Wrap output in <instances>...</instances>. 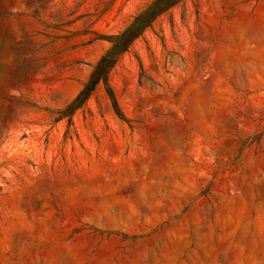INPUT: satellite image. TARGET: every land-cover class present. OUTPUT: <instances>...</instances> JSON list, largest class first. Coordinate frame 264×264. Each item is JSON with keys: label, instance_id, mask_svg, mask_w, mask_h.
I'll return each mask as SVG.
<instances>
[{"label": "rangeland", "instance_id": "374dc122", "mask_svg": "<svg viewBox=\"0 0 264 264\" xmlns=\"http://www.w3.org/2000/svg\"><path fill=\"white\" fill-rule=\"evenodd\" d=\"M157 1L0 0V264H264V0Z\"/></svg>", "mask_w": 264, "mask_h": 264}, {"label": "trees", "instance_id": "16d2710c", "mask_svg": "<svg viewBox=\"0 0 264 264\" xmlns=\"http://www.w3.org/2000/svg\"><path fill=\"white\" fill-rule=\"evenodd\" d=\"M177 0H159L157 1L154 5V12L151 14V17H144L146 18V22H144V25L142 28H145L146 26H148L150 24V22L161 12L165 11L169 6L173 5ZM130 30H127L125 33H123L119 38L116 39L115 41V47L118 45H122L125 43L126 38H128V40L126 41V46L129 45V43L131 42V40H133L134 38H136L140 33L141 30L131 34ZM106 61V57H103V59H101V61L99 62L98 66L95 68V70L93 71V73L91 74V77L89 78L88 82L85 84V86L83 87V89L79 92V94L73 99V101L70 104V107L72 109L78 108L80 107L91 95L92 91L95 89V87L97 86V84L100 82V80H107V74L109 72V69L111 67V65H109V67L107 69L103 68V63ZM115 61L112 60V64Z\"/></svg>", "mask_w": 264, "mask_h": 264}]
</instances>
